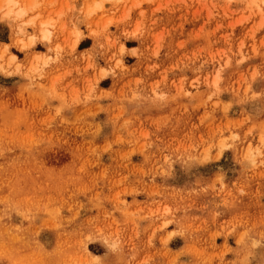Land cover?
Listing matches in <instances>:
<instances>
[{"label": "rangeland", "instance_id": "1", "mask_svg": "<svg viewBox=\"0 0 264 264\" xmlns=\"http://www.w3.org/2000/svg\"><path fill=\"white\" fill-rule=\"evenodd\" d=\"M0 264H264V0H0Z\"/></svg>", "mask_w": 264, "mask_h": 264}, {"label": "bare ground", "instance_id": "2", "mask_svg": "<svg viewBox=\"0 0 264 264\" xmlns=\"http://www.w3.org/2000/svg\"><path fill=\"white\" fill-rule=\"evenodd\" d=\"M6 3L8 4V5H10V6H13L14 5V3H15V0H6ZM10 14V13H9ZM22 28H20V30H21ZM20 32H22V30L20 31ZM45 38H47V39H49V35H45ZM13 59H15V57H13Z\"/></svg>", "mask_w": 264, "mask_h": 264}]
</instances>
